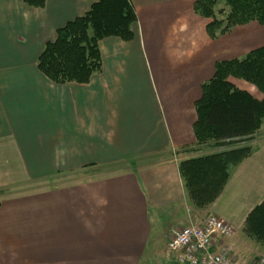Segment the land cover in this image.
Masks as SVG:
<instances>
[{"label": "crops", "instance_id": "obj_1", "mask_svg": "<svg viewBox=\"0 0 264 264\" xmlns=\"http://www.w3.org/2000/svg\"><path fill=\"white\" fill-rule=\"evenodd\" d=\"M194 1L130 0L133 39L99 41L101 71L86 84L57 85L37 70V58L92 0H46L43 8L0 0V264H182L168 250L171 233L209 215L234 228L222 243L237 264L249 263L245 220L264 199L259 131L255 151L207 207H194L179 172L182 161L220 150L196 145L194 104L215 63L232 58L189 60L188 49L164 74L147 62L145 31L155 37L154 24L187 38L193 27L205 32ZM11 156L42 186L14 189L1 165ZM51 178L60 185H45Z\"/></svg>", "mask_w": 264, "mask_h": 264}, {"label": "trees", "instance_id": "obj_2", "mask_svg": "<svg viewBox=\"0 0 264 264\" xmlns=\"http://www.w3.org/2000/svg\"><path fill=\"white\" fill-rule=\"evenodd\" d=\"M30 8H43L46 0H22ZM193 12L207 20L211 39L251 22L264 25V0H195ZM135 11L130 0H92L89 10L57 29L36 61L37 70L53 84H86L101 71L99 41L133 39ZM238 80L261 94L257 99L239 88ZM192 132L196 145L220 149L182 161L179 172L187 196L196 208L212 204L224 189L232 168L254 151V135L264 123V45L242 58L215 63L212 77L201 85L194 104ZM245 234L264 245V199L247 216Z\"/></svg>", "mask_w": 264, "mask_h": 264}, {"label": "rangeland", "instance_id": "obj_3", "mask_svg": "<svg viewBox=\"0 0 264 264\" xmlns=\"http://www.w3.org/2000/svg\"><path fill=\"white\" fill-rule=\"evenodd\" d=\"M167 27V23L154 24L151 26L152 29H158L155 37L150 36L147 30L145 31V38L149 42V46L147 47L149 54L147 62L150 63L152 72L155 71L156 73L164 74L168 71H172L174 69V66L172 65H175V60H177V62H181V60H187L188 49L190 55L189 60H220L227 58H242L248 51L264 45V25H260L255 22L237 26L233 28L228 34L224 35V37L221 36L217 39H211L207 35L206 29L205 32H201L198 27H193V29H190L189 38H187L184 32L179 36L178 31ZM205 33L211 40L210 42L212 45H210L205 38ZM190 40L193 41L190 42ZM203 43L204 45L202 46ZM195 53L196 56L194 57ZM233 81L239 82L238 80ZM240 85L249 86L244 82H241ZM250 90L251 93L253 92L252 95L255 97H261V94L253 87ZM258 134L257 147H260L261 145H264V123L262 124ZM5 162L6 163H1L3 171L12 172L11 178L13 179L14 183H18V185H14L20 187L14 189H26L30 191L42 186V184H37L33 180L28 181L25 178L21 170L22 162H17L15 157L11 156V158ZM107 172L110 171L106 170V173ZM71 179L66 177L62 181L65 180V182H69ZM60 183L61 180L58 181L54 178H51V180L46 182L45 185H60ZM249 244L250 249H252L254 253H252L251 256L249 255L250 260L248 262L251 263L255 255H259V264L264 262V245H261L255 240L251 241Z\"/></svg>", "mask_w": 264, "mask_h": 264}, {"label": "built area", "instance_id": "obj_4", "mask_svg": "<svg viewBox=\"0 0 264 264\" xmlns=\"http://www.w3.org/2000/svg\"><path fill=\"white\" fill-rule=\"evenodd\" d=\"M235 230L216 216L209 215L171 233L168 250L178 254L182 264H237L230 248L222 241L231 238ZM219 240L217 251L212 250Z\"/></svg>", "mask_w": 264, "mask_h": 264}]
</instances>
